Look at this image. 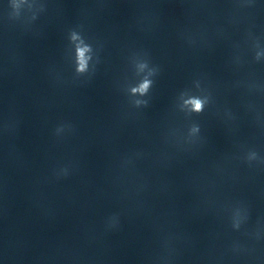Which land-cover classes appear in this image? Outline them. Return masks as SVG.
Segmentation results:
<instances>
[{"label":"clouds","instance_id":"obj_1","mask_svg":"<svg viewBox=\"0 0 264 264\" xmlns=\"http://www.w3.org/2000/svg\"><path fill=\"white\" fill-rule=\"evenodd\" d=\"M25 3V0H11V7L14 9L15 13H19V9L21 8V5ZM71 40L73 42H78L76 44V63H77V72L83 73L87 70L88 62L90 60V52L91 48L84 44V42L81 40L80 36L76 33H72ZM259 55V54H258ZM148 65L146 63H140L138 65L139 71L143 72ZM151 71L149 72V75H151ZM152 86V81L147 76L141 80V82L130 89V92L133 96L139 95L144 96L149 91L150 87ZM208 102L207 97H201V96H188L187 98L182 97V110H187L189 113H196L199 114L203 112L205 104ZM136 105H139L141 101L137 100L135 101ZM57 131H60L59 129ZM200 128L198 125H192L189 130V135L195 136L197 133H199ZM251 158H255V153H252L250 156ZM238 227V224L236 225Z\"/></svg>","mask_w":264,"mask_h":264}]
</instances>
